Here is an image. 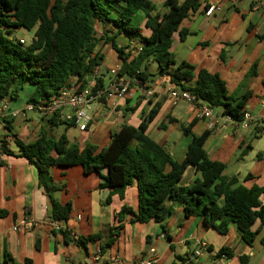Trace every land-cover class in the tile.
Returning <instances> with one entry per match:
<instances>
[{"label":"crops","instance_id":"obj_1","mask_svg":"<svg viewBox=\"0 0 264 264\" xmlns=\"http://www.w3.org/2000/svg\"><path fill=\"white\" fill-rule=\"evenodd\" d=\"M165 2L148 0L149 6L136 14L134 24L142 29L143 36L151 34L145 28L146 13L164 15L168 11ZM258 3L260 0H247L240 7H235L228 0H202L200 8L190 13L179 27V31L188 30L190 34L181 41L177 32L172 39L177 63L185 61L197 71L204 69L218 74L225 82L229 95L236 99L247 92L252 94L246 107L255 121L246 130L229 122L211 129L207 121L196 117L195 107L182 102L174 106L162 92L151 100L137 98L98 107L94 114L95 124L86 132L79 131L80 136L73 139L70 130L79 129L64 125V132L58 133L59 126L63 125L50 127L48 119L34 113H21L14 118L12 132L0 121V211L5 212L0 217V263H4L9 254L17 264H26L27 261L30 264H139L154 248L155 264H220L217 258L208 254L193 258L200 244L206 243L214 253L228 249L231 256L224 264H264V225L254 241L248 244L234 224L230 225L226 235H222L206 227L202 218H185L180 206H176L173 215L162 224L155 221L133 223L131 216H125L120 223L116 214L123 207L137 211L136 184L126 190L124 199L115 195L109 204H105L110 190L99 186L107 170H102L100 174H86L79 165L51 169V176L60 188L54 193V198L62 205L72 204L70 219L61 223L68 231L66 242L64 236L51 230L46 222L52 211L50 199L39 187L36 167L17 156L18 147L13 137L16 135L19 140L30 143L44 131L55 138L65 134L70 143L79 147L92 144L102 149L111 142L112 134L121 126L137 127L145 116L158 108L147 135L164 146L175 161L182 162L185 158L192 137L185 135L182 127L192 124L191 130L196 136L211 131L204 148L210 160L223 167L224 175L236 177L247 188L257 186L264 189V0L261 5ZM213 4L220 5V10L207 17L205 10ZM115 35L112 26L97 24L96 38L104 55L100 66L102 75L119 63L112 43L103 45L104 39L114 37L118 47L129 49L138 43L131 42L124 33ZM145 65L151 74H157L152 71L151 58L142 68ZM157 78H150L151 83ZM27 91L24 93L28 95ZM26 99L25 95H21L17 101H9L10 108L17 111L23 109ZM215 112L220 119L223 118L222 110L215 109ZM4 149L12 151L15 156L6 154ZM249 175L251 179L245 182ZM197 178L200 175L189 168L180 184L190 186ZM261 201L264 204V195ZM168 204L171 205L170 202ZM27 212L39 226L30 231H14V226L25 220ZM120 224L124 229L117 242L111 248L101 250V259L95 262V251L107 241L110 230ZM258 227L257 222L253 230ZM98 234L102 239L81 242ZM177 257L185 261H179Z\"/></svg>","mask_w":264,"mask_h":264},{"label":"trees","instance_id":"obj_2","mask_svg":"<svg viewBox=\"0 0 264 264\" xmlns=\"http://www.w3.org/2000/svg\"><path fill=\"white\" fill-rule=\"evenodd\" d=\"M201 1L166 0L168 11L164 15L146 13L145 28L151 34L145 37L142 29L134 24V18L149 6L148 0H0V101H17L28 89L30 95L26 104L37 103L57 96L73 78L77 83H84V79L104 60L100 41L96 38V26L100 24L112 26L116 35L124 33L131 42L138 41L142 45L138 56L132 58L131 52H126L129 48L118 47L114 37L104 39L103 45L112 43L118 54L122 66L120 78H137L151 83L152 77L167 76L173 85L239 122L247 111L252 94L247 92L239 99L230 96L218 74L204 69L197 71L185 61L177 63L172 51L175 33L179 32L181 41L190 34L188 30L179 31V27L190 13L200 8ZM17 30L32 32L33 36L26 44H21L19 38L13 36ZM149 58L158 66L157 74H151L147 65L142 68ZM104 76L98 79L100 84L104 82ZM9 110L13 111L10 107ZM157 113L158 108L153 109L137 127L121 126L102 149L92 144L79 147L70 143L65 134L55 138L41 131L37 140L30 143L13 135L18 147L17 156L26 159L38 171L39 187L51 202L52 220L66 223L70 219L72 204L62 205L54 198L60 188L51 176V169L79 165L86 174H100L107 170L99 186L110 190L105 204H109L115 195L124 199L126 190L136 184L137 211L123 207L116 214L120 223L125 216H131L133 223L155 221L162 224L173 215L175 207L180 206L185 218H202L206 227L222 235H226L230 225L234 224L242 239L251 244L264 225V204L261 201L264 189L257 186L247 188L236 177L224 175L223 167L210 160L204 148L211 131L196 136L192 133V124L182 127V132L192 139L183 161H175L164 146L147 135L149 124ZM13 120L12 117L3 120L9 132H12ZM47 124L50 127H73L56 118L48 119ZM4 152L15 156L8 149ZM189 168H193L200 178L183 187L180 181ZM250 179L251 175L245 182ZM4 215L5 212L0 211V217ZM257 222L259 227L253 230ZM123 229L122 224L112 228L101 250L111 248ZM59 232L67 242L68 231L62 229ZM100 239L102 236L98 234L79 241ZM220 254L231 256L225 248ZM177 260L185 261L182 257ZM0 264L17 263L7 254L4 263Z\"/></svg>","mask_w":264,"mask_h":264},{"label":"built area","instance_id":"obj_3","mask_svg":"<svg viewBox=\"0 0 264 264\" xmlns=\"http://www.w3.org/2000/svg\"><path fill=\"white\" fill-rule=\"evenodd\" d=\"M235 7H240L247 0H228ZM263 0H260L258 5H261ZM220 10V5L213 4L205 10L207 17L213 15L215 11ZM21 44H26L24 38H20ZM142 50V45L137 43L129 49L131 57H136ZM121 64L118 63L110 68L105 74L104 82L99 83L98 79L102 77L100 67H95L92 73L84 79V83H77L76 79L70 82L69 86L63 89L57 96L49 100H41L37 103H27L23 109L17 111L9 110V100L3 99L0 101V121L7 117L16 118L21 113H35L46 119L56 118L58 121L65 122L79 129L81 132H86L95 121V111L98 107L106 105H115L117 101H128L133 99L151 100L156 94L162 92L172 105L179 103H187L196 109V117L207 121L209 128H214L216 125L226 122L236 124L240 129L246 130L255 121L254 115L246 111L242 120L237 122L229 115H223L220 119L215 112V109L193 97L189 92L183 91L173 85L167 76H158L152 83H145L137 78H120ZM264 121V119H263ZM46 222L50 225L51 230L61 231L63 227L60 222L53 221L49 215ZM38 227L39 224L32 220L31 215L27 212L26 218L22 223L14 226V231H30L33 227ZM101 249L95 251L94 261L99 262L101 259ZM204 254L213 256L224 264L228 260L227 254L214 253L208 248L206 243H201L199 248L193 253V258H201ZM156 251L154 248L149 250L147 258L139 261V264H155Z\"/></svg>","mask_w":264,"mask_h":264},{"label":"rangeland","instance_id":"obj_4","mask_svg":"<svg viewBox=\"0 0 264 264\" xmlns=\"http://www.w3.org/2000/svg\"><path fill=\"white\" fill-rule=\"evenodd\" d=\"M136 20H138V19H136ZM13 36L15 37V38H19V37H23L26 41L28 40V39H30L32 36H33V33L32 32H27V31H25V30H17V31H15L14 32V34H13ZM176 56V55H175ZM115 66V65H114ZM114 66H112V67H114ZM112 67H110V68H112ZM158 67H157V65L153 62V69H152V71L153 72H157L158 70ZM28 92V91H27ZM22 95H25L26 96V98H28V96L30 95V91H29V93H28V95H27V93L25 94V93H22ZM35 114V113H34ZM95 124V121H94V123L92 124V126ZM91 126V127H92ZM64 128H65V126L63 125V126H59V130H58V133H61V132H64ZM70 136H71V139H73V137H79L80 136V134H79V130L77 131V130H75V129H72V130H70ZM98 148H101V147H99L98 146ZM181 185V184H180Z\"/></svg>","mask_w":264,"mask_h":264}]
</instances>
